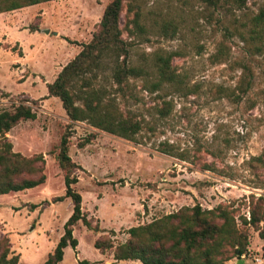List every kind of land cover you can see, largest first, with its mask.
Masks as SVG:
<instances>
[{"label": "rangeland", "instance_id": "rangeland-1", "mask_svg": "<svg viewBox=\"0 0 264 264\" xmlns=\"http://www.w3.org/2000/svg\"><path fill=\"white\" fill-rule=\"evenodd\" d=\"M109 1L51 0L0 13V111L25 104L36 113L6 136L13 150L24 156L43 154L46 177L35 187L0 194V237H8L24 264H43L72 212L70 198L54 200L65 190L57 160L65 130L70 132L69 155L80 166L75 188L82 196V210L100 230L82 222L74 225L78 244L65 248L59 264H82L83 259L89 264H142L116 261L111 251L102 253L93 242L111 230L115 243L123 242L129 227L195 204L202 208L230 204L240 223L239 216L249 218L248 195L264 197V163H250L252 156L264 152V54L250 57L231 27L264 0L249 2L242 10L215 9L202 0L126 1L140 7L146 25L144 31L123 34L131 42L133 61L141 62L159 50L175 51L172 64L187 82L196 84L192 95L174 93L169 116L154 135L143 134L138 141L86 121H71L60 99L47 93V83L91 39ZM163 21L175 25L176 32L169 29L164 34L154 27ZM30 26L37 29L30 31ZM65 35L81 41L65 42ZM220 41L225 53L216 59L212 55ZM242 66L252 83L239 97L234 87ZM137 84L132 82L137 102L126 106L148 116L153 95L141 92ZM163 140L185 152L186 159L157 150ZM249 240L243 264H264V241L252 227ZM236 259L223 264H235Z\"/></svg>", "mask_w": 264, "mask_h": 264}, {"label": "trees", "instance_id": "trees-1", "mask_svg": "<svg viewBox=\"0 0 264 264\" xmlns=\"http://www.w3.org/2000/svg\"><path fill=\"white\" fill-rule=\"evenodd\" d=\"M51 0H0V13ZM127 0H110L102 13L97 29L91 39L82 44L81 50L58 72L55 79L47 83V93L58 97L71 121H86L90 125L128 140L138 141L139 136L155 134L157 127L169 116L175 106L173 94L186 97L196 91V84L187 82V76L177 71L172 64L178 55L175 51H155L151 57L141 62L133 61L131 42L123 37L134 31H144V17L140 7L125 4ZM215 9L230 7L242 10L249 2L257 0H202ZM125 22L121 24L122 11ZM132 13V16L130 14ZM238 24L231 27L243 42L244 49L253 59L264 54V4L245 15H240ZM238 22V20H237ZM164 34L176 26L163 21L155 23ZM30 31L37 28L30 26ZM228 30V28H225ZM225 53L223 42H218L213 58L219 59ZM21 56V51L18 53ZM242 74L234 90L239 97L248 92L251 79L247 68L242 66ZM137 81L141 92L153 95L154 103L147 114H136L126 105L137 102ZM235 93V91H234ZM35 111L29 105L18 104L12 109L0 111V194L16 192L35 187L45 181L43 154L24 156L13 150L6 133L22 120L34 119ZM69 130L62 134L57 160L63 171L64 194L55 201L70 198L72 212L63 225L53 250L48 253L43 264H59L67 246L78 244L73 235V227L78 222L93 231L100 230L99 223L92 224L82 210V196L76 190L78 177L75 170L80 166L69 155ZM89 140L81 142L84 145ZM156 149L160 152L186 159L174 144L159 141ZM250 163H264V152L250 158ZM210 169L209 165L204 166ZM249 218L239 216L230 204H220L213 208H202L199 204L182 206L177 211L131 226L127 238L115 243L111 230L97 237L93 245L100 252L111 251L115 260H138L142 264H223L232 258H246L249 247V228L258 232L264 241V197L248 195ZM33 207V206H32ZM264 259V244L261 247ZM82 264H89L81 260ZM0 264H24L20 254L11 249L7 236L0 237Z\"/></svg>", "mask_w": 264, "mask_h": 264}, {"label": "crops", "instance_id": "crops-1", "mask_svg": "<svg viewBox=\"0 0 264 264\" xmlns=\"http://www.w3.org/2000/svg\"><path fill=\"white\" fill-rule=\"evenodd\" d=\"M63 40L65 41V42H68V43H77V42H79V41H81V40H78V39H76L75 37H69V36H67V35H65L64 37H63ZM81 44V43H80ZM57 243V242H56ZM68 247V246H67ZM65 250V249H64ZM116 261H119V260H116ZM135 262V260H127L126 262ZM231 263V261H229V262H226V264H230Z\"/></svg>", "mask_w": 264, "mask_h": 264}, {"label": "water", "instance_id": "water-1", "mask_svg": "<svg viewBox=\"0 0 264 264\" xmlns=\"http://www.w3.org/2000/svg\"><path fill=\"white\" fill-rule=\"evenodd\" d=\"M46 32H48V29L47 30H45ZM244 263V259L243 258H238V259H236V261H235V264H243Z\"/></svg>", "mask_w": 264, "mask_h": 264}]
</instances>
